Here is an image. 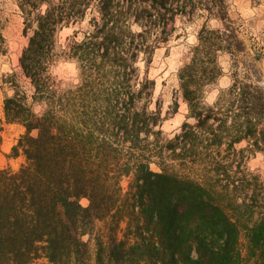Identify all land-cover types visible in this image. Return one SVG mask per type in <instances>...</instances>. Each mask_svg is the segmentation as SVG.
<instances>
[{
    "label": "trees",
    "instance_id": "16d2710c",
    "mask_svg": "<svg viewBox=\"0 0 264 264\" xmlns=\"http://www.w3.org/2000/svg\"><path fill=\"white\" fill-rule=\"evenodd\" d=\"M16 2L29 88L3 75L24 162L0 168V264H264V180L248 166L264 151V87L236 69L206 101L220 56L245 50L225 0ZM186 17L205 22L178 71L187 118L169 135L149 69ZM60 60L76 82L53 75Z\"/></svg>",
    "mask_w": 264,
    "mask_h": 264
},
{
    "label": "rangeland",
    "instance_id": "374dc122",
    "mask_svg": "<svg viewBox=\"0 0 264 264\" xmlns=\"http://www.w3.org/2000/svg\"><path fill=\"white\" fill-rule=\"evenodd\" d=\"M228 19L237 29L243 40L245 50L238 56V63L229 54H222L219 63L223 68L222 77L206 89V101L212 103L221 89L227 88L233 81L234 72L240 78L264 87V0H225ZM0 33L4 38V52L0 54V168L18 169L24 162V156L11 155L12 147L21 133L20 125L5 122L3 103L6 95L13 92L4 84L3 75H17V82L23 88H29V82L21 75L19 57L27 43L23 35V19L16 0H0ZM205 22V17L192 19L181 18L176 21L172 40L158 49L149 69L150 77L156 82L155 101L161 106L164 118L162 129L172 135L186 121L188 108L179 94L178 71L189 58V50L197 42L198 33ZM209 27L216 28L219 23L211 20ZM71 28L59 33V42L63 43ZM238 64V65H237ZM53 75L64 84L76 82L77 69L72 61L60 60L52 69ZM251 170L260 174L264 180V151L257 152L248 160ZM127 181H123V186ZM86 206L88 200L81 199ZM43 263L40 261L38 264Z\"/></svg>",
    "mask_w": 264,
    "mask_h": 264
},
{
    "label": "crops",
    "instance_id": "0c3cea01",
    "mask_svg": "<svg viewBox=\"0 0 264 264\" xmlns=\"http://www.w3.org/2000/svg\"><path fill=\"white\" fill-rule=\"evenodd\" d=\"M10 125H12V126L15 125V126H16V125H19V124H10ZM20 126H21V125H20ZM20 131H21V133L24 132V128H23L22 126H21V130H20Z\"/></svg>",
    "mask_w": 264,
    "mask_h": 264
}]
</instances>
